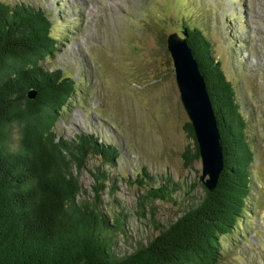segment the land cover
<instances>
[{"label": "rangeland", "instance_id": "374dc122", "mask_svg": "<svg viewBox=\"0 0 264 264\" xmlns=\"http://www.w3.org/2000/svg\"><path fill=\"white\" fill-rule=\"evenodd\" d=\"M0 1L40 8L50 21L55 47L42 64L74 85L55 139L88 133L116 149L110 162L88 156L77 195L90 202L92 172L106 176L99 206L116 255L151 239L203 196L201 161L184 128L165 44L170 32L181 35L184 23L198 26L230 82L253 150L243 212L219 236L214 264H264V0ZM162 186L167 200L146 196Z\"/></svg>", "mask_w": 264, "mask_h": 264}, {"label": "trees", "instance_id": "16d2710c", "mask_svg": "<svg viewBox=\"0 0 264 264\" xmlns=\"http://www.w3.org/2000/svg\"><path fill=\"white\" fill-rule=\"evenodd\" d=\"M49 29L40 8L0 1V264H214L219 236L243 212L253 150L230 82L201 29L184 23L181 36L215 116L222 168L211 190L202 183L203 196L194 205L122 255L110 249L111 226L99 206L106 176L92 172L95 198L77 199L88 156L110 162L116 149L88 133L55 139L53 128L73 99L74 85L60 69L42 64L55 47ZM184 128L198 158L188 120ZM163 190L149 188L146 196L167 200Z\"/></svg>", "mask_w": 264, "mask_h": 264}, {"label": "water", "instance_id": "95a60500", "mask_svg": "<svg viewBox=\"0 0 264 264\" xmlns=\"http://www.w3.org/2000/svg\"><path fill=\"white\" fill-rule=\"evenodd\" d=\"M165 44L173 64L179 99L197 143L202 172L199 180L211 190L222 168V151L215 116L202 76L185 39L177 32H170L165 37ZM33 96V91H29L28 97Z\"/></svg>", "mask_w": 264, "mask_h": 264}]
</instances>
